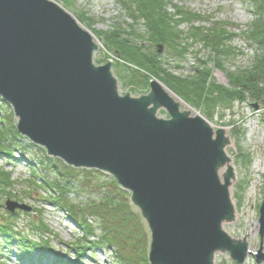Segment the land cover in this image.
Returning a JSON list of instances; mask_svg holds the SVG:
<instances>
[{
    "label": "water",
    "instance_id": "1",
    "mask_svg": "<svg viewBox=\"0 0 264 264\" xmlns=\"http://www.w3.org/2000/svg\"><path fill=\"white\" fill-rule=\"evenodd\" d=\"M94 39L55 0H0V97L18 132L48 156L107 172L129 191L149 230L150 264H214L218 251L244 264L254 252L223 227L235 219L224 129L182 109L159 78L147 93H121L113 61L96 63ZM6 207L28 209L13 200ZM259 208L262 239L264 201Z\"/></svg>",
    "mask_w": 264,
    "mask_h": 264
},
{
    "label": "rangeland",
    "instance_id": "2",
    "mask_svg": "<svg viewBox=\"0 0 264 264\" xmlns=\"http://www.w3.org/2000/svg\"><path fill=\"white\" fill-rule=\"evenodd\" d=\"M55 1L64 6L94 34L95 40L100 45V49L95 53V61L98 64L107 61L105 60L107 51L103 47L104 33L114 29L117 30L116 28H122V30L129 32L131 26H135L133 19L129 18L125 8H123L122 0ZM254 2V0H171L168 9L173 11L174 4L200 13L206 20L197 22V26L209 27L215 22L227 23L228 29L234 33V37L229 44L235 49V54L227 57L223 65L226 71H237L251 66L254 58L255 48L249 43L246 33L255 17L253 12L255 11ZM179 26L184 32L189 31L190 26L186 22L181 23ZM135 28L138 31V28L143 29L144 27L138 25ZM125 31H123V34ZM124 36L126 37L128 34L126 33ZM137 41L150 46L148 41L138 38ZM189 42L191 43L189 51L183 59L169 58L168 48L162 46L160 53L169 60L171 71L180 76H190L195 73L201 61L208 60L212 78L220 85H228L226 71L218 70L210 59L211 50L204 46L202 42L195 40ZM113 72L118 78L120 92L134 91V95H140L147 91L146 88L137 89L133 84H127L124 78L126 73L122 75L120 70H117L114 62ZM4 103L9 108L6 109L1 106L2 103L0 102V126L7 123L1 119L2 117H7L16 126L17 117H15L12 106L6 102ZM182 107L186 108L185 103ZM190 107L194 114L201 113V116L203 114L212 123L214 129L223 126L230 128L229 137L232 143L225 148L230 161L233 160L236 168L230 193L231 198L235 199L237 203L238 217L235 215V219L225 222L223 227L234 238L238 240L245 238L249 250L257 252L261 250V253L264 254V237L261 239V223L259 221V207L264 200V104L253 97H249L244 101L237 100L231 105L220 104L211 112V115L206 113L204 107L195 108L192 105ZM160 113L167 115L163 109L160 110ZM18 137L17 144L13 147L11 154L0 151V167L10 172V179L14 182L13 187L9 188L12 193L11 196L6 194L0 187V221L9 220L7 215L10 213L5 207L6 201H20L28 209L27 211L18 210L19 213L10 219L16 236L22 233L35 241H40L44 237L49 244V248L47 251L35 250L31 257L30 254L29 256L22 254L16 241L13 240L8 245H4L1 241L0 264H19L22 262L28 264H36V262L38 264H56L58 258L63 263L79 259L81 264H119L117 246L102 245L96 247L92 244L87 246L81 226L77 224L75 219L68 216L65 209L51 199L56 194L54 189L39 186V181H44L45 178L49 177L51 180H55L57 177L50 170H43L42 174V169L38 167L40 160L43 158V147L33 143L26 136L20 134ZM34 168L42 175L34 177L31 173ZM103 173V180L112 176L107 172ZM65 197L75 206H82L90 200L99 201L100 194L91 195L88 191L76 187L69 191ZM132 205L139 212L134 204ZM86 217L90 223L95 225L96 234H101L102 230L96 217L91 214ZM40 220H44L51 231L42 234L39 227L36 226V223ZM142 220L144 221L143 218ZM257 225L258 229H256ZM137 234H135L137 241L142 242L140 235ZM97 235L90 236L87 241L96 240ZM78 244L87 246L82 255H79L75 249ZM147 245L148 254L150 234ZM130 250V248H127L124 249V252ZM257 260L258 258L255 255L249 254L245 264H264V259L260 263H257ZM148 263L150 264L149 259ZM215 264H234V261H232L228 251H219L215 256Z\"/></svg>",
    "mask_w": 264,
    "mask_h": 264
},
{
    "label": "trees",
    "instance_id": "3",
    "mask_svg": "<svg viewBox=\"0 0 264 264\" xmlns=\"http://www.w3.org/2000/svg\"><path fill=\"white\" fill-rule=\"evenodd\" d=\"M254 1L255 17L246 32L249 43L255 48L254 58L251 66L237 71H226L223 65L227 57L235 54V49L229 44L234 33L228 29V24L215 22L209 27L197 26V22L206 20L205 17L174 4L173 11H170L168 6L171 0H122L123 8L129 18L133 19L135 26L142 25L144 28H138V31L141 30L138 32L135 26H131L129 32L116 28L117 30L104 33L106 50L117 56L116 68L122 75L126 73L124 78L127 84H133L137 89H147L149 78H159L190 106L204 107L207 114L211 115L220 104L231 105L237 100L244 101L249 97L264 104V0ZM185 22L190 26L188 32H184L179 26ZM126 33L128 36L125 37ZM137 38L150 42V46L137 41ZM190 40L202 42L211 50L210 59L218 70L226 71L228 85H220L212 78L208 60L201 61L195 73L190 76H180L171 71L169 60L164 58L157 45L162 44L168 48L169 58L183 59L189 51ZM0 102L1 106L9 108L1 97ZM1 119L7 123L0 126V151L11 154L20 133L7 117ZM42 150L43 158L38 167L42 169V174L43 170H50L57 178H45L38 184L41 188L54 189L56 194L51 199L81 226L86 245L117 246L119 264H149L148 229L140 213L131 204L130 194L120 187L117 180L112 176L103 180L102 171L69 166L59 158L47 156L44 148ZM31 173L34 177L42 175L35 168ZM10 178V172L0 167V187L9 196L12 195L9 188L14 184ZM76 187L88 191L91 195L99 193V201L90 200L82 206H75L65 196ZM9 213V220L0 221V242L8 245L14 240L22 254H30L31 257L35 250L47 251L49 244L44 237L41 241H35L22 233L16 236L10 219L19 212ZM89 214L96 217L102 230L101 234H96L95 225L86 217ZM36 226L42 234L51 231L44 220H40ZM135 234L140 235L142 242L137 241ZM94 235H97L96 240L87 241ZM86 245H76L75 249L79 255L84 254ZM127 248L131 250L124 252ZM56 262L81 264L79 259L63 263L58 258Z\"/></svg>",
    "mask_w": 264,
    "mask_h": 264
},
{
    "label": "bare ground",
    "instance_id": "4",
    "mask_svg": "<svg viewBox=\"0 0 264 264\" xmlns=\"http://www.w3.org/2000/svg\"><path fill=\"white\" fill-rule=\"evenodd\" d=\"M84 26V25H83ZM85 27V26H84ZM167 91L170 93V95L171 96H173V97H175V99L177 100V101H180L181 102V104L183 105L184 104V102L182 101V100H180L178 97H176L169 89H167ZM185 106H186V110H189V111H191V113L194 115V112L192 111V109H191V107L189 106V105H186L185 104ZM181 108H183L182 106H181ZM198 114V113H197ZM210 122V121H209ZM211 123V122H210ZM211 125H212V123H211ZM213 126V125H212ZM221 128H223L224 129V131H225V134L229 137V131H230V128L229 127H225V126H223V127H221ZM229 139H230V137H229ZM230 143H232V141H231V139H230ZM232 166H233V169H234V172L236 171V168H235V166H234V163H233V160H231L230 162H229ZM224 171V168L221 170V174H222V172ZM230 188H231V186H230ZM229 188V189H230ZM232 202H233V205H234V207H235V213H236V216H237V214H238V209H237V203H236V201H235V199H233L232 198ZM238 217V216H237ZM259 227H258V225L256 226V229H258Z\"/></svg>",
    "mask_w": 264,
    "mask_h": 264
}]
</instances>
